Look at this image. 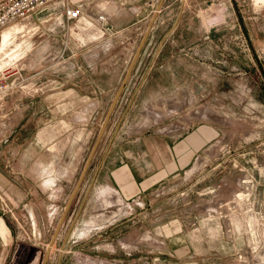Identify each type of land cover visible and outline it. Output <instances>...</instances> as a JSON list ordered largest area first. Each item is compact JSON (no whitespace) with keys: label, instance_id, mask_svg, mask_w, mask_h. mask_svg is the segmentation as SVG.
Returning a JSON list of instances; mask_svg holds the SVG:
<instances>
[{"label":"rangeland","instance_id":"1","mask_svg":"<svg viewBox=\"0 0 264 264\" xmlns=\"http://www.w3.org/2000/svg\"><path fill=\"white\" fill-rule=\"evenodd\" d=\"M57 3L6 28L1 41L2 52L8 53L21 76L18 88L0 99V152L20 132L16 141L18 179L10 195L0 189V204L14 238L7 251L0 246V264H44L49 242L85 170L148 22L120 32L131 18L130 13H124L123 17L109 19L110 26H103V30L90 31L91 39L75 37L68 42L65 32H59L63 27L58 23L63 16V2ZM172 3L166 11L170 20L154 42L145 44L141 51L47 264H58L59 254L66 264H264V77L239 20L240 14L264 68V0ZM182 3L186 8L182 26L186 33L180 39L194 47L182 52L189 55L184 58L189 61L186 68L190 69L192 87L159 89L155 80L162 79L168 85L179 80L181 84L186 77L182 69V76L176 78L170 69L156 75L162 67L157 58L160 41L180 13ZM73 24L71 29L78 32ZM7 34L8 42L3 46ZM12 37L15 42L9 45ZM74 44L77 55L71 57L65 50ZM164 57H169L168 53ZM70 63H75L76 69ZM49 80L64 85L55 90L60 93L56 97L45 99L49 93L43 85ZM90 81L99 85L96 101L92 100ZM75 84L78 87L74 91ZM140 84L145 85L141 92L137 88ZM188 113H205L218 132L204 153H199L198 166L188 177L166 185L163 191L171 199L163 209L151 197L143 207L133 204L131 216L114 218L129 207L116 203L108 207L101 201V193L106 191L104 176L94 179L102 156L109 147L130 144L146 135L152 137ZM11 123L12 130L5 131ZM42 139L51 142L47 149L57 144L56 151H43ZM6 154L10 156V152ZM53 155L58 157L57 164L46 170L57 184L46 193L38 181V170L30 169L34 164L28 157L46 162L53 161ZM32 207L38 214L36 230L28 213ZM103 219L117 222L102 224ZM98 220L99 229L87 230ZM118 221L124 222L126 229L115 234L113 224ZM171 235L173 241H179V257L169 246ZM156 258L160 262L153 263Z\"/></svg>","mask_w":264,"mask_h":264},{"label":"crops","instance_id":"2","mask_svg":"<svg viewBox=\"0 0 264 264\" xmlns=\"http://www.w3.org/2000/svg\"><path fill=\"white\" fill-rule=\"evenodd\" d=\"M70 2L73 6H82L84 16L79 22L73 24V27L78 29V32H76L75 29H71V25H68L66 23L63 16L62 19H59L61 20L58 22L59 25L63 26L59 29V32H65L63 36L67 37L68 42H72V39L75 37H79L82 41H84L85 38L91 39L90 31L97 30L98 28L101 31L103 30V26H110L109 19L111 20L114 18H120L124 16V13H130L131 18H129V20L126 22L125 27L120 29V32L130 31L136 26H142L148 20L145 33L143 34L140 44L145 38L150 25H152V30L150 31L145 44H147L148 42L152 44L154 42V40L158 37V34H160V30L164 28L166 26V23L170 20V18H168V12L166 11L172 8L173 4L172 0H70ZM161 3V10L158 12L157 10ZM185 10L186 8L182 3L179 11L180 13L174 20L173 24H171V27L164 33V37L160 41L157 58L161 61L162 67L161 70L159 69L160 71L158 69L156 70V75L157 73H161V71L164 72V69H170L168 71L172 77H175V75L182 76L180 73L182 69L183 75L185 74L186 77L184 78L183 76L184 79H182L181 82L183 83L181 84H179V80L177 84V81H171L172 84L170 85H168L162 79L155 80L156 87L159 89L192 87L189 79L190 77L188 76V74H190V69L186 68V66H190L188 64L189 61L185 60L184 58L188 55V53L182 54V52H186L190 45H188V43L186 44L180 39L183 34L186 33L185 27L182 28L185 21V18L183 16ZM99 16H105L108 20L102 22L99 20ZM154 16H156V19L152 23ZM84 24L85 26L90 27L84 28L82 26ZM188 31L189 28L187 32ZM176 48L177 51H175ZM193 48L194 47H189V50H192ZM68 49V51H65L67 52V54H69V56H71V54V57L77 55V53H75L77 50L75 44L72 46V48L70 47ZM173 52L176 54H173ZM166 53H168L169 57H164ZM70 65L73 67V69H76L75 63L73 65L70 63ZM183 67L186 69L185 71ZM78 68L81 69V66H79ZM146 83L149 84V82H144L143 84L146 85ZM143 84H140L137 87L140 89V92L141 89L145 87V85ZM63 85L64 83L62 84L60 82L52 80L44 83L43 88L45 89V92L47 90V92L49 93V95L44 96L45 99H51L52 97H56L58 94H60L55 93V90ZM88 85L91 89L92 100L96 101L98 98L99 89L98 82L90 81L88 82ZM74 87L75 91L78 87L77 84H75ZM177 99L179 102L180 98ZM208 119L209 117L206 116L205 113H199L197 115L188 113L186 116L178 119L176 123H171L168 127H162L161 131L156 132V134H153L152 137H148L149 135H146L144 137H139L130 144H123L121 146L118 145L108 148V150L102 156L101 161L97 164L96 177L94 181H97L102 174V176H104L102 177V184L104 188L103 190H109L112 197L120 198L121 202L116 199V201L118 202H116V204L118 206H123V204H126L129 207L127 208V210L115 214L113 216L114 218H121L126 215L131 216L133 212L130 211L132 210L130 208L133 204L143 207L144 204L150 202L151 197H155L154 201L160 203L158 207L163 209V206L168 202V199H171L169 196H167V194L165 195L166 192L163 190H165L166 187L169 186L168 184L171 181H176L182 176L188 177L189 175H191L190 173H193V171L199 164V161H196L197 157H199V153H204L207 146H209L212 140L216 138L218 132L216 128L210 126ZM149 126L150 124L146 125L145 128H148ZM12 127L14 126L11 123V125L9 126V130L6 129L5 131L12 130ZM19 133L20 132H17L14 136V139L12 141L13 143L8 145L6 147V150L2 149V151L0 152V157L2 159V163L0 162V189L4 191L7 196L10 195L11 189L14 187L15 180L18 179V177L16 176V169L18 168L17 163L19 161V148L16 144V141H18ZM41 141L43 143V151H56L55 147L57 146V144H54L50 147V149H47V145L51 142L44 141L43 139ZM7 149L9 151H7ZM7 152H10L9 157L6 154ZM29 158L31 160V165L32 163L34 164V166H30V169L38 170V181H41L44 190H46V193H49V191L53 189V185L47 182L49 181V178H46L47 176L45 174V170L46 168H50L52 164H57L58 157L53 155V161L49 160L46 162H43L39 159L35 160V158L32 157H28V160ZM8 166L10 167V170H7ZM32 178H35V176L33 175ZM56 184L57 183H55V186ZM9 186H11V188ZM175 189H177V187ZM65 209L63 211V214L65 212ZM28 213L30 214L33 229L36 230L38 226L36 216H38V214L33 207L28 210ZM48 215L51 216V213H49ZM102 216L105 217V215ZM6 218L7 217L4 213L3 207L0 204V246L5 247V251L8 250L7 248L9 247V244L14 241V238L12 237V225ZM100 221L101 220H98L96 225L92 227L90 226L87 230L99 229L101 227ZM103 221L104 222H102V224L105 222L109 223L111 221L114 223L117 222L116 219L109 221L103 219ZM113 225H115V234L126 229L124 222H119V224ZM177 231L179 230L175 229V232ZM170 238L172 239L168 241L170 244L169 246L171 249L175 250L173 252L177 255V257H179L180 251L179 248H177V244H179V241H173L172 235ZM51 241L52 239L50 240V242ZM56 242L57 241H55L54 246ZM54 246L52 248H54ZM138 247H141V243L138 245ZM186 254L188 253L185 252L184 255ZM158 261L159 259L156 258L153 263H156ZM64 262V256L62 254H59L58 264H64ZM159 264L163 263L160 262Z\"/></svg>","mask_w":264,"mask_h":264},{"label":"built area","instance_id":"3","mask_svg":"<svg viewBox=\"0 0 264 264\" xmlns=\"http://www.w3.org/2000/svg\"><path fill=\"white\" fill-rule=\"evenodd\" d=\"M60 1L63 2V16L68 25L83 18L82 6H73L70 0H0V99L18 88L21 76V72L13 65L8 53L1 52L4 31L9 26L26 21L43 8ZM99 20L105 22L106 18L100 16ZM10 41L9 45L15 42L14 37Z\"/></svg>","mask_w":264,"mask_h":264},{"label":"water","instance_id":"4","mask_svg":"<svg viewBox=\"0 0 264 264\" xmlns=\"http://www.w3.org/2000/svg\"><path fill=\"white\" fill-rule=\"evenodd\" d=\"M163 1H164V0H163ZM233 1H235V0H233ZM161 6H162V3H161V4L159 5V7H158V10H157L158 12L161 10ZM234 6H235L236 11L238 12V11H239V9H238V5L235 3ZM155 19H156V16H154V18H153V20H152V23L155 21ZM239 20H240V22H241L242 29H243L244 35H245V37H246V39H247V41H248V44H249V46L251 47V49H252V51H253V54H254L255 59L257 60V63H258V66H259V70H260L261 74H262L263 77H264V68H263V65H262L261 61L259 60V58H258V56H257V54H256V51L254 50V48H253V46H252V41H251V38H250L249 32H248L247 28L245 27V25H244V21H243L242 16H241L240 14H239ZM151 30H152V25H150V27H149V29H148V31H147V34H146V36H145V38L142 40V42H141V44H140V46H139V49H138V51H137V53H136V55H135V58H134V60H133V63H132V65H131V67H130V70H129V72H128L126 78H125V81L123 82L121 88L119 89V91H118V93H117V95H116V97H115V99H114V101H113V103H112V105H111V107H110V110H109V112H108V115H107V117H106V120H105V122H104V125L102 126V128H101V130H100V132H99V135H98V137H97L96 143H95V145H94V147H93V149H92V151H91L90 157H89L88 162H87L86 167H85V170H84V172L82 173V176L80 177V180H79V182H78V185H77L76 189L74 190V192H73V194H72V196H71V198H70V200H69V202H68V204H67V206H66L65 212H64V214H63V216H62V218H61V220H60V222H59V224H58V226H57V229H56V231H55V233H54V236H53V238H52V241L50 242L49 247H48V249H47V251H46V255H45V264L47 263V261H48V259H49V257H50V252H51V250H52V247L54 246V243H55L56 239L58 238V235H59V232H60L61 226H62V224H63V222H64V218H65V216L67 215L68 210H69V208H70V206H71V204H72V201L74 200V198H75V196H76L78 190L80 189V186H81V184H82V182H83V180H84V178H85V176H86V173H87V171H88L89 165H90V163H91V161H92L94 155L96 154V151H97V149H98V147H99V145H100V142H101L102 137H103V135H104V133H105L106 127H107V125H108V122H109V120H110V118H111V116H112V114H113V112H114V109H115V107H116V105H117V103H118V100H119V98H120V95L122 94V91L124 90V87L126 86V83L128 82V79H129L130 76H131V73H132V71H133V69H134V66H135V64H136V62H137V60H138V58H139V56H140V54H141V51H142V49H143V47H144V45H145V43H146V41H147V38H148L149 33H150Z\"/></svg>","mask_w":264,"mask_h":264},{"label":"bare ground","instance_id":"5","mask_svg":"<svg viewBox=\"0 0 264 264\" xmlns=\"http://www.w3.org/2000/svg\"><path fill=\"white\" fill-rule=\"evenodd\" d=\"M8 38H9V35L7 34V35H5L4 36V40H3V46H4V44L6 45L7 44V42H8ZM2 49H3V47H2V44H1V52H2ZM43 173V172H42ZM44 174V173H43ZM45 174H46V178H49L48 180L49 181H47L48 183H50L51 185H53L54 186V182L50 179V171L49 170H45ZM43 177V176H42ZM47 180V179H46ZM56 181V180H55ZM50 187V186H49ZM111 195H110V192H109V190L107 191H103L102 193H101V201L103 200V202L105 203V205H108V207H109V205L110 204H113V203H116L117 201H116V199L119 201V202H121L120 201V198L119 197H115L114 198V201L113 200H110V199H113V198H111L110 197ZM110 198V199H109ZM118 203V202H117ZM112 206V205H111ZM105 215V214H104ZM95 225H96V223H94ZM90 227V226H89ZM90 230V229H89Z\"/></svg>","mask_w":264,"mask_h":264}]
</instances>
